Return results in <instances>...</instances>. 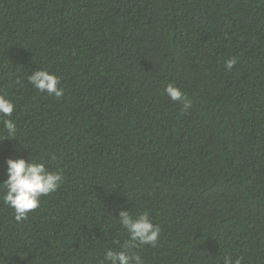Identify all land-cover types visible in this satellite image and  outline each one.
Here are the masks:
<instances>
[{
  "label": "trees",
  "instance_id": "obj_1",
  "mask_svg": "<svg viewBox=\"0 0 264 264\" xmlns=\"http://www.w3.org/2000/svg\"><path fill=\"white\" fill-rule=\"evenodd\" d=\"M4 94L0 184L17 158L63 182L21 222L0 198V264H103L120 211L161 229L144 264H264V0H0Z\"/></svg>",
  "mask_w": 264,
  "mask_h": 264
},
{
  "label": "clouds",
  "instance_id": "obj_2",
  "mask_svg": "<svg viewBox=\"0 0 264 264\" xmlns=\"http://www.w3.org/2000/svg\"><path fill=\"white\" fill-rule=\"evenodd\" d=\"M235 57L225 61V67L231 70L237 63ZM29 83L41 93H47L55 98L64 95V89L60 87V78L50 74L46 70H36L28 78ZM165 93L173 102H182L185 110L191 107L184 93L175 85L168 84ZM15 110L14 103L7 97V94L0 95V123L6 130L7 139L17 135V128L12 119ZM7 180L0 184V191L3 192L2 200L5 205L14 209L15 220L24 221L28 213L40 206L41 198L56 192L63 182V175L60 172L47 170L42 162L24 158L8 159ZM118 222L127 232L128 238L121 243L113 241L115 248H108L104 251L103 264H144L140 255L135 249L143 246L156 247L160 238L161 229L154 224L149 213L132 215L127 211H120ZM223 264H241L240 259L233 260L225 255Z\"/></svg>",
  "mask_w": 264,
  "mask_h": 264
}]
</instances>
